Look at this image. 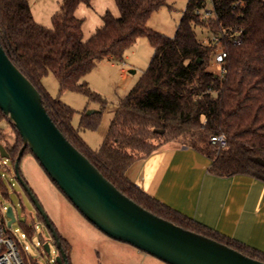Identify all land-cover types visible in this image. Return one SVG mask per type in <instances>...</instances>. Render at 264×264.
I'll list each match as a JSON object with an SVG mask.
<instances>
[{
  "label": "trees",
  "instance_id": "obj_1",
  "mask_svg": "<svg viewBox=\"0 0 264 264\" xmlns=\"http://www.w3.org/2000/svg\"><path fill=\"white\" fill-rule=\"evenodd\" d=\"M115 2L120 14L107 11L102 16L103 25L85 39L84 19L77 15V9L81 4L90 6L91 0H62L51 27L35 19L29 0H0V41L40 91L61 131L119 190L163 218L264 261V252L196 223L141 190L126 174L135 160L177 141L208 154L212 158L210 170L216 174L244 173L264 180V0H188L174 36L148 26L151 15L168 0ZM207 8L214 10L215 17L203 18L198 12ZM196 25L224 34L222 41L228 52L224 76L211 69L214 46L198 38ZM141 36H147L154 47L150 63L119 99L103 143L93 149L80 131L96 128L101 111L88 114L83 110L76 127L72 122L76 110L51 95L43 77L53 73L61 91L84 93L104 107L106 100L84 77L105 58L123 61L127 49ZM1 120L9 122L13 130L10 140L0 127V143L9 152L14 168L22 137L0 108ZM216 134L225 136V146L219 148L211 142ZM156 137L163 141L155 144ZM27 152L33 155L27 147L22 157ZM0 186L7 189L2 176ZM52 224L71 264L72 246L54 221ZM23 228L28 235L36 230L32 222H23ZM33 263L39 264L36 260Z\"/></svg>",
  "mask_w": 264,
  "mask_h": 264
},
{
  "label": "rangeland",
  "instance_id": "obj_2",
  "mask_svg": "<svg viewBox=\"0 0 264 264\" xmlns=\"http://www.w3.org/2000/svg\"><path fill=\"white\" fill-rule=\"evenodd\" d=\"M29 1L36 20L51 27L52 16L59 9L62 0ZM91 2L90 6L81 4L77 10V15L84 19L85 39L90 38L103 25L102 16L107 11L117 16L120 14L115 0H91ZM187 3L188 0H168V4L161 6L151 15L148 26L166 35L174 36ZM196 33L201 40L211 34L208 28L202 25H196ZM153 53L154 47L148 37L141 36L127 49L123 61L112 62L105 58L86 74L84 79L89 86L106 100L104 107L100 101L91 100L78 91L67 90L63 91V94L60 93L59 81L53 73L43 77V84L51 95L59 97L76 110L72 119L76 127L80 125L81 112L85 108L101 111L100 122L96 128L80 131L86 143L97 149L103 143L119 99L137 83L148 67ZM122 67L128 69V77L122 75ZM211 69L214 70V67L211 66ZM0 127L7 132V137L13 140V130L9 122L1 120ZM162 141L161 137L153 139L155 144ZM20 168L23 177L28 181L50 219L54 221L59 231L70 239L71 264H168L102 232L65 197L31 153L27 152L22 157ZM0 176L4 178L7 188L0 186V209L2 210L3 205L14 206L17 220L12 224L11 233L20 245L27 264H34L33 260L39 264H53L59 250L51 239L50 230L38 216L31 198L16 178L11 159L0 156ZM23 222H32L36 226V230L27 237L22 236L25 232ZM43 239L50 241V253L41 247Z\"/></svg>",
  "mask_w": 264,
  "mask_h": 264
},
{
  "label": "water",
  "instance_id": "obj_3",
  "mask_svg": "<svg viewBox=\"0 0 264 264\" xmlns=\"http://www.w3.org/2000/svg\"><path fill=\"white\" fill-rule=\"evenodd\" d=\"M0 108L22 137L14 173L50 230L59 250L55 259L59 264H70L67 254L52 220L21 173L20 161L27 147L71 203L113 239L168 264H264L263 260L149 211L119 190L61 131L48 113L42 94L11 60L1 41ZM96 111L90 109L87 113ZM0 156L10 159L1 143ZM6 216L8 226L17 220L13 205L7 206ZM43 248L50 253V241L44 242Z\"/></svg>",
  "mask_w": 264,
  "mask_h": 264
},
{
  "label": "crops",
  "instance_id": "obj_4",
  "mask_svg": "<svg viewBox=\"0 0 264 264\" xmlns=\"http://www.w3.org/2000/svg\"><path fill=\"white\" fill-rule=\"evenodd\" d=\"M121 72L128 77L127 68ZM211 164L205 152L172 141L135 160L126 174L141 190L196 223L264 252V180L244 173L219 175Z\"/></svg>",
  "mask_w": 264,
  "mask_h": 264
},
{
  "label": "built area",
  "instance_id": "obj_5",
  "mask_svg": "<svg viewBox=\"0 0 264 264\" xmlns=\"http://www.w3.org/2000/svg\"><path fill=\"white\" fill-rule=\"evenodd\" d=\"M201 13L203 18L215 17V12L212 8H207ZM223 33H211L210 36L202 40L206 45L214 46V56L212 60V66L216 74L224 76L227 72L226 58L228 55L222 41ZM211 142L217 144L219 148L226 145V138L223 134H216L211 136ZM7 205H3L0 209V264H27L24 254L17 243L14 235L11 233V227L7 225L8 217L6 216ZM23 237H27L26 232L22 233ZM41 247L43 244L41 242ZM27 248V247H26ZM44 249V248H43Z\"/></svg>",
  "mask_w": 264,
  "mask_h": 264
}]
</instances>
